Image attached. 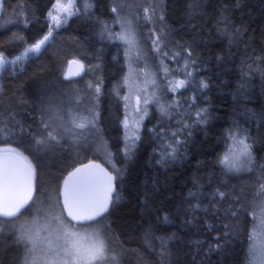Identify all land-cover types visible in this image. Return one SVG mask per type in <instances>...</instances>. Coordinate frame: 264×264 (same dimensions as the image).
I'll return each mask as SVG.
<instances>
[{"label":"trees","instance_id":"obj_1","mask_svg":"<svg viewBox=\"0 0 264 264\" xmlns=\"http://www.w3.org/2000/svg\"><path fill=\"white\" fill-rule=\"evenodd\" d=\"M52 2L7 0L6 13L0 14V50L6 56L14 58L45 34V12ZM159 2L163 5L166 30H170L169 50H177L176 41L190 46L195 49L193 58L197 63L189 86L175 93L167 91L160 101L164 105L179 102L178 108L161 116L156 105L149 106L140 130L141 140L131 159L123 155L125 109L114 91L127 74L125 47L101 36L105 24L112 32L121 31L116 14L110 10L114 0H94L90 12L71 19L55 34L46 51L28 60L23 71L4 73L0 84L5 90L0 126L9 121V108L17 113V120L31 123V117L38 115L33 109L40 100L59 96L60 90L67 92L69 86L84 88L91 78L87 72L64 79L68 60L73 57L93 67L90 69L93 82L103 80L97 109L102 151L87 142L78 149L81 155L70 161L60 147L52 146L37 153L30 140L0 133V146L19 148L37 173V204L31 213L15 221L16 226L30 220L37 208L44 207V202L62 186L66 174L79 163L94 158L110 167L103 156L110 152L115 164V168H110L116 175L119 169L120 174L114 204L105 214L103 226L106 240L119 256V264H253L249 236L258 202L255 193L260 170L257 167L253 172L226 174L218 161L226 151L225 133L235 127L246 130L255 163L264 164V75L256 71L247 77L243 75L248 71L247 64L256 69L255 56H264V0ZM120 3L124 5L122 16L135 14L138 9L142 16V8L147 6L144 0H120ZM21 4L24 11L17 18L13 10ZM126 8L131 12L127 13ZM24 16L30 21L27 26ZM148 27L141 30L142 39H147ZM143 48L147 60L155 64L150 43ZM165 63L177 68L183 61L177 64L165 60ZM176 78L183 77L177 74L168 79ZM201 81L208 87L201 88ZM119 90L121 96L127 92V88ZM198 109H207L206 123L193 125L190 136H181L184 144L174 160L157 163L162 142L167 139L158 138L157 132L177 130L182 118L191 123L189 116L194 118ZM218 188L230 195L243 190L245 205L252 215L241 214L238 220L226 216L230 200L214 197ZM225 224L234 231L227 243L221 240L222 247L216 248L217 236ZM11 232L10 227L0 236V264H18L23 255V248L14 246Z\"/></svg>","mask_w":264,"mask_h":264},{"label":"snow or ice","instance_id":"obj_2","mask_svg":"<svg viewBox=\"0 0 264 264\" xmlns=\"http://www.w3.org/2000/svg\"><path fill=\"white\" fill-rule=\"evenodd\" d=\"M6 2L7 0H0V14L6 13ZM144 3L147 6L142 8V16L139 9L135 14L122 16L120 13L124 10V5L120 0H114V6L110 10L116 14V22L120 24L121 31L112 32L106 24L101 31L102 37L119 41L125 47L127 74L123 77L122 84L114 90L115 95L123 101L125 109L122 120L125 129L122 151L125 159L132 158L134 149L141 140L140 129L149 114L150 105H156L161 116H167L172 109L179 107V102L161 104V95H158V91H162L161 79L166 81L164 90L178 92L189 86L197 63L193 58L195 49L190 46L176 41L177 50H169V44L172 43L169 39L170 30H166L163 5L159 0H144ZM93 7L94 0H53L45 12V34L14 58H9L0 50V72L8 66L23 71V64L30 57H39L46 51L55 39V34L66 27L71 19L89 13ZM13 11L19 18L24 11L23 5H18ZM24 23L26 26L30 23L26 16ZM145 26H150L146 40L142 39L141 31ZM145 43H150V51L155 54L154 65L146 60L143 48ZM165 60H173L177 64L182 60L183 64L170 68ZM253 62H258L256 69H253L252 64H247L248 71L243 75L247 77L254 71L264 75V67H260L264 65V56H255ZM72 64L77 65L78 71H71ZM84 70L85 66L79 59H72L64 79L80 76ZM177 74L183 78L168 79L176 77ZM243 86L242 84L241 87ZM102 87L103 80L98 78L95 82L89 81L83 89L69 86L67 92L60 90L59 96L40 100L38 107L33 109L38 111V115L31 117V123L17 120V113H13L9 108L7 111L10 119L0 126V133H11L20 136L22 140H30L37 153L52 146L59 147L61 141L70 140L72 144L87 143L90 134L99 137L101 132L98 127L97 109ZM200 87L207 88L208 84L201 81ZM120 88H127V92L122 96ZM4 99L5 90L0 85V108L4 106ZM192 100L194 104L195 97H192ZM206 113L207 109H198L194 112V118L189 116L191 123L182 118L177 130L170 133L163 130L157 132L158 138L167 137L162 142L161 156L157 163H167L180 154L184 144L181 136H190L193 125L206 123ZM225 139L226 151L218 162L226 174L253 172L257 167L260 170V175L256 177L255 198L260 200V227L264 230V164L255 163L252 144L248 142L250 137L246 130L229 128ZM0 151L8 154L0 157V218H3L0 219V236L11 227V234L15 237L14 246L23 248V255L18 264H96L97 261L109 258L114 264H119L118 254L112 253L109 257V249L103 238L104 229L101 227L105 214L114 203L112 194L117 176L93 161L76 167L63 179V185L55 190V195L44 202L46 207L37 208L36 217L17 227L15 221L25 213H31L37 204L38 197L33 195L37 191L36 168L19 148L9 147ZM108 155L111 158L112 153L109 152ZM116 172L117 175L120 174L119 169H116ZM213 195L220 200H230L229 208L225 210L226 216L238 220L241 214L252 215L245 205L243 190L230 195L218 188ZM164 220H167V216ZM223 229L217 236L216 248L222 247L221 240L227 243L231 239L230 233L234 231L233 227L227 224L223 225ZM249 239H253V236L250 235ZM255 247L253 244L252 248ZM260 250V264H264V242H261Z\"/></svg>","mask_w":264,"mask_h":264},{"label":"rangeland","instance_id":"obj_3","mask_svg":"<svg viewBox=\"0 0 264 264\" xmlns=\"http://www.w3.org/2000/svg\"><path fill=\"white\" fill-rule=\"evenodd\" d=\"M161 3V2H160ZM127 13H130L131 12V9L129 8H126L125 10ZM148 35V33H147ZM31 58V57H30ZM74 58V57H73ZM71 58V59H73ZM69 59L68 60V63H67V67H68V64H69V61L71 60ZM79 59V58H78ZM84 66H85V70L83 71V73L87 72L89 74V76L91 75V78H90V81L93 82V74L91 73V70L93 69V67L90 65V64H86V62L82 59H80ZM147 60V58H146ZM28 61H26L24 64H23V69L25 68L26 64H27ZM144 62V61H143ZM142 62V63H143ZM147 62L149 64H153L151 63L149 60H147ZM154 65V64H153ZM91 69V70H90ZM6 71H12V72H20L19 68L17 69H13L12 66H8L4 71L0 72V84H1V81H2V77L4 75V73ZM65 73H67V68H66V71ZM83 73L81 75H83ZM177 79V78H176ZM164 86L165 84L160 81V89L162 91H158V95H161V99L165 96L166 94V90H164ZM80 89H83V88H80ZM83 94V93H82ZM143 123V122H142ZM143 126V125H142ZM142 126H141V129H142ZM98 127L100 128V125H99V122H98ZM101 129V128H100ZM140 129V130H141ZM102 132V130H101ZM100 132V134H101ZM100 134H99V137L96 136V135H91L89 136V140L88 142L91 143V145H93V148L96 149V150H99V151H102V145H104V143L102 144L103 140L102 138L100 137ZM83 142H81L80 144H72V142L70 140H67V141H61V146H59L62 151L66 154L65 157H67L68 160H74L75 157L77 155H81V152L78 151V149H80L81 147L83 148ZM9 147H12L11 145H1L0 146V149H7ZM14 148V147H12ZM104 156V159L108 160L109 164H110V167L113 169V160L112 158H109V155L108 153L107 154H103ZM91 159V158H90ZM94 159V158H92ZM89 160V159H88ZM87 161V160H86ZM105 163V162H104ZM106 164V163H105ZM257 205H256V209H255V214H254V224H253V229L255 227V232H253V229H252V236H253V239H252V243H251V250H252V263L253 264H260V260H261V250H260V244L261 242H264V230L261 229L260 227V207H259V204H260V200L258 199L257 200ZM46 207V205L44 206ZM42 207V208H44ZM37 213L35 211V213L33 214V216L30 218V220H32L34 217H36ZM30 220H27V221H30ZM24 223V222H23ZM23 223H20V224H23ZM19 224V225H20ZM18 225V226H19ZM103 229H104V226L102 225L101 226ZM105 239V242H106V245L109 249V257L111 256V254L113 253V248L111 247V245L108 243V241L106 240V237L104 236L103 237ZM253 244L256 245L255 249L252 248ZM96 264H114V262L109 258L108 260H105V261H97Z\"/></svg>","mask_w":264,"mask_h":264},{"label":"water","instance_id":"obj_4","mask_svg":"<svg viewBox=\"0 0 264 264\" xmlns=\"http://www.w3.org/2000/svg\"><path fill=\"white\" fill-rule=\"evenodd\" d=\"M73 59H78V58H73ZM72 60V59H71ZM70 60V61H71ZM80 60V59H79ZM69 61V62H70ZM81 61V60H80ZM81 63H83L82 61H81ZM69 71V64H68V67H67V72ZM71 71L72 72H75V71H78V67H77V65H75V64H72L71 65ZM83 73V72H82ZM81 73V74H82ZM75 77H77V76H75ZM0 150H3V149H0ZM5 155H8V154H6V153H4L3 151H0V157H3V156H5ZM90 161H93V162H95V163H97V164H100L101 165V167H103V168H105V169H107L108 171H110V172H112V174L113 175H115V176H117L116 175V173L107 165V164H105L103 161H101V160H98V159H89V160H87V161H84V162H82V163H79L78 165H76L71 171H73L76 167H80L81 165H83V164H87V163H89ZM32 163V162H31ZM33 165V164H32ZM34 166V165H33ZM71 171H69V172H71ZM68 172V173H69ZM67 173V174H68ZM67 174H66V176H65V178L67 177ZM114 184H115V188H114V191H113V200H115V194H116V192H117V178H116V180L114 181ZM62 185H63V182H62ZM62 187V186H61ZM34 197H35V195H36V192H34ZM114 204V203H113ZM113 204L112 205H110V208H109V211L111 210V208H112V206H113ZM107 214V213H106Z\"/></svg>","mask_w":264,"mask_h":264}]
</instances>
